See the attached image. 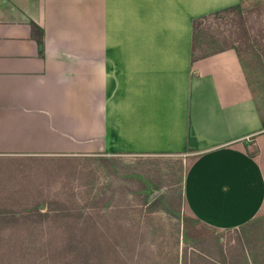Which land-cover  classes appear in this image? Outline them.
I'll return each instance as SVG.
<instances>
[{"label": "crops", "instance_id": "obj_1", "mask_svg": "<svg viewBox=\"0 0 264 264\" xmlns=\"http://www.w3.org/2000/svg\"><path fill=\"white\" fill-rule=\"evenodd\" d=\"M241 1L0 0V157L190 153L183 212L219 229L264 213L238 55H192L194 21Z\"/></svg>", "mask_w": 264, "mask_h": 264}, {"label": "rangeland", "instance_id": "obj_2", "mask_svg": "<svg viewBox=\"0 0 264 264\" xmlns=\"http://www.w3.org/2000/svg\"><path fill=\"white\" fill-rule=\"evenodd\" d=\"M239 8L247 34L231 13L203 27L197 46L240 47L264 122V0H242ZM191 158L190 153L0 157V264H209L212 258L222 264L238 236V264H264V213L232 228L185 220L194 218L181 207ZM158 196L153 211L143 204Z\"/></svg>", "mask_w": 264, "mask_h": 264}, {"label": "trees", "instance_id": "obj_3", "mask_svg": "<svg viewBox=\"0 0 264 264\" xmlns=\"http://www.w3.org/2000/svg\"><path fill=\"white\" fill-rule=\"evenodd\" d=\"M231 13L236 15V17L238 18V23L241 22L240 26L243 29V32L245 34H247V31L244 29V22L241 20L242 17H241V14H240L239 4L230 5V6L222 8V9L213 11L211 13L205 14V15L197 18L194 21V23H193V31H192V50L193 51H192V55H193L194 59L206 56V55H208L210 53H214V52L220 51V50L228 48V47H231V48L235 49V51H236V53L238 55V58H239V60L241 62V65H242V67L244 69L243 58L241 57V50H240V47L237 44L224 43V44H221V45H215L214 48H212V49H204L206 44H205V42H201L200 46L199 47L197 46V40H198V37L200 36L202 30H203L202 29L203 27L206 28V27H208V25L211 22H214L218 18H220L222 16L224 17V15L231 14ZM211 43L213 45L215 44L213 41ZM244 71H245V69H244ZM245 75H246V73H245ZM246 78H247V76H246ZM248 84H249V82H248ZM250 90H251V88H250ZM251 92H252V90H251ZM262 123L264 125L263 120H262ZM248 153L252 154V155L254 154L253 151H250ZM114 155H117V154H114ZM161 199H162L161 196L155 197L151 201H148L145 198V199H143V204H145L148 209H152V211H153L156 208L157 204L161 202ZM164 211L166 213H168L169 215H172V216H175V217L178 216V212L174 213V212H172V209H168L167 207H164ZM185 220H191V221L192 220H196L197 221L198 219H194V218L192 219L191 217L189 218V216H188ZM236 229L239 230L238 227ZM100 235L102 237H105L106 234L100 233ZM241 243H242L241 237L238 236L237 237V242L234 243L232 245L231 249L229 250L230 253L222 255V261H221L222 264H238V261L240 260V258L242 256ZM240 247H241V249H240ZM221 254H222V250H221ZM227 256H230L231 259L228 260ZM204 259L205 258H202L201 256L198 257V261L199 260L203 261ZM194 261H196V260H194ZM208 263L209 264H216V261L212 258V261L211 262L208 261Z\"/></svg>", "mask_w": 264, "mask_h": 264}]
</instances>
